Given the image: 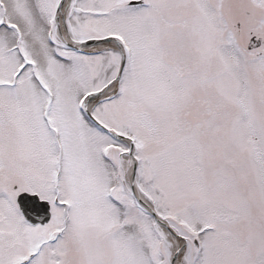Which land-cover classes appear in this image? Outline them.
I'll list each match as a JSON object with an SVG mask.
<instances>
[{
  "label": "snow or ice",
  "instance_id": "1",
  "mask_svg": "<svg viewBox=\"0 0 264 264\" xmlns=\"http://www.w3.org/2000/svg\"><path fill=\"white\" fill-rule=\"evenodd\" d=\"M0 264H264V0H0Z\"/></svg>",
  "mask_w": 264,
  "mask_h": 264
}]
</instances>
